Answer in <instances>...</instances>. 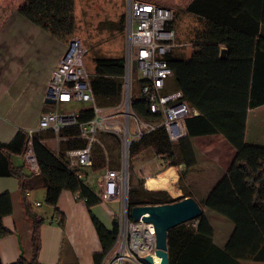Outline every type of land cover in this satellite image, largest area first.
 I'll return each mask as SVG.
<instances>
[{"label":"trees","instance_id":"obj_1","mask_svg":"<svg viewBox=\"0 0 264 264\" xmlns=\"http://www.w3.org/2000/svg\"><path fill=\"white\" fill-rule=\"evenodd\" d=\"M19 13L58 40L70 41L76 32V0H27ZM186 13L198 15L202 24L197 32V49L188 61L176 57L174 53L167 58L174 77L171 87L169 80L166 92H181L183 99L200 114L187 119L188 136L178 143H172L163 128L133 141L130 171L131 161L148 149L163 160L166 169L180 165L191 167L196 161L191 139L222 134L236 149L237 155L229 171L200 205L230 221L234 225L233 232L224 247L217 246L214 243V228L203 211L197 218L199 223L196 227L183 224L169 231L170 264L264 262V147L248 145L244 140L246 108L252 110L264 105V67L260 68L261 52H256L252 59L253 53L246 56L239 50L243 46L252 50L256 45L264 44V0H194ZM115 27L124 31L125 15ZM254 34H259L258 38ZM220 45L227 47L228 58L225 60L219 58ZM241 58L247 65L246 69L237 68ZM94 63L91 85L97 104L100 108L114 109L122 100L125 58L97 56ZM216 73L222 76L233 73L239 82L216 83ZM132 109L146 120L155 118L145 100L136 96ZM94 117L93 109L88 107L80 111L79 121H89ZM60 135L77 136V128L63 129ZM50 136H53L52 132L41 135L43 138ZM107 137L114 143L106 142L104 138ZM102 139L109 151L111 166L115 168L119 164L116 154L119 141L111 135H103ZM27 144L26 132H19L11 143H0V177L18 180L21 204L30 222V256H21L14 264H41L39 255L44 219L35 212L28 194L45 189V203L54 209L64 190L79 195V200L85 201L90 209L101 202L86 183L89 172L85 173V179H80L76 171L67 166L65 153L83 148L84 141L68 139L61 143L58 154L36 141L34 147L40 175L29 172L24 165L14 161L19 157L23 159ZM94 159L93 170L102 171L105 156L99 146L94 149ZM182 178L180 176V181ZM143 185L144 181H141L140 187ZM187 197L191 196L185 190L183 196L177 199H172L165 192L130 190L128 205L131 211L137 206L168 204ZM12 213L11 194L0 195V238L9 233L4 228L3 219ZM58 213L55 210L60 218L59 225L64 227L65 217ZM93 223L102 247V251L94 255V261L95 264H102L116 243L118 223L115 219L111 231L94 216ZM0 264H3L1 260Z\"/></svg>","mask_w":264,"mask_h":264},{"label":"crops","instance_id":"obj_2","mask_svg":"<svg viewBox=\"0 0 264 264\" xmlns=\"http://www.w3.org/2000/svg\"><path fill=\"white\" fill-rule=\"evenodd\" d=\"M145 1L165 6L174 12L187 9L194 0ZM26 2L27 0H0V143L5 144L11 143L19 132L37 128L44 112L50 110L51 104L46 102L47 89L69 44V41L54 38L22 16L19 10ZM192 15L199 26L195 27L191 37L187 34V39L182 40L185 37L183 36L178 41L181 46L173 51L176 57L187 61L197 49V32L202 25L199 16ZM253 36L258 38L259 34ZM223 50L225 56L222 58ZM239 50L246 56L253 53L252 59L261 52L259 63L263 69L264 44L256 45L252 50L246 46ZM219 58H228L226 45H220ZM246 67L243 61L237 64V68ZM214 76L216 83L237 81L233 73L224 76L216 73ZM245 117V143L264 147V105L252 110L246 108ZM45 133L47 132L43 134ZM191 141L196 152L195 163L191 167L180 165L174 168L183 176V187L178 189L181 191L180 195L184 194V188L192 198L202 204L231 168L237 151L222 134L196 136ZM14 161L18 165H24L21 157ZM181 181L179 176L178 182ZM4 193L12 196L13 213L3 219L4 228L9 233L0 238V260L3 264H14L21 256H30V222L21 204L18 180L0 177V195ZM28 198L35 212L44 219L39 255L41 264H95L94 255L100 253L102 247L93 216L111 231L118 215L112 208L117 203H100L90 209L85 201L76 200L73 192L64 190L55 209L47 206L48 210L41 212L44 205L42 201H46V190L32 191ZM37 203L40 205L37 206ZM201 207L204 211V207ZM55 210L65 217L64 227L59 225L60 218ZM224 219L219 220L217 226L210 220L214 228V243L221 248L227 243L234 229V225L229 228Z\"/></svg>","mask_w":264,"mask_h":264},{"label":"built area","instance_id":"obj_3","mask_svg":"<svg viewBox=\"0 0 264 264\" xmlns=\"http://www.w3.org/2000/svg\"><path fill=\"white\" fill-rule=\"evenodd\" d=\"M173 19L170 8L144 0H126L124 85L121 103L113 109L115 111L98 106L91 85L92 76L86 67L87 49L79 38L70 39L47 89L46 102L54 101L51 104L53 108L44 112L37 128L26 131L28 144L23 163L35 175L41 174L34 147L36 141L56 154L60 152L61 143L68 139L84 141L83 148L65 153L68 168L76 171L80 179H85V173L92 172L94 168L95 147L103 150L105 167L99 176L97 195L103 204L118 203L120 218L116 243L102 264H148L145 262L148 257L160 261L156 255L154 225L136 222L131 217L128 205L130 147L133 141L158 128L166 131L172 143H178L188 136L187 119L199 114L183 99L181 92H166L168 81L174 76L167 58L181 46L176 31L171 27ZM135 60L141 74L136 98L145 100L150 114L155 117L152 120L142 118L132 109ZM73 103L88 104L95 117L81 122L80 111H59L60 106ZM71 127L77 128V136L60 135L63 129ZM44 132H52L53 136L43 138ZM106 134L120 142L119 164L115 168L111 166L109 151L102 141L101 136ZM75 199L79 200V195L75 194Z\"/></svg>","mask_w":264,"mask_h":264},{"label":"rangeland","instance_id":"obj_4","mask_svg":"<svg viewBox=\"0 0 264 264\" xmlns=\"http://www.w3.org/2000/svg\"><path fill=\"white\" fill-rule=\"evenodd\" d=\"M145 1V0H144ZM125 7H126V0H76V23L77 28L75 34L72 38L77 37L79 38L84 47L87 49V56H86V67L88 72L91 76L94 74V58L95 57H125V45H126V35L125 29L124 31H119L115 24H118L121 17L125 15ZM175 12V14H174ZM174 19L171 23V27L176 30L177 41L181 40L183 36H185L182 40L187 39L186 35L189 34V37L193 35V30L195 27H198L195 17L192 14L186 13V9L174 11ZM194 17V18H193ZM120 25V24H119ZM193 37V36H192ZM71 38V39H72ZM180 43V42H178ZM141 78V74L138 70V61H134V85H133V94L134 97L136 96L139 88V79ZM169 82V81H168ZM172 86V81L170 80V87ZM89 105L86 103H73L70 105H62L59 107V111L62 112L63 110L66 112L71 111H80ZM53 106L51 105L52 109ZM109 111L113 109H108ZM115 111V110H113ZM107 135V134H106ZM102 137V136H101ZM112 137V136H111ZM104 140L108 143L112 142V139L104 138ZM120 144V142H119ZM121 146L118 145V153L116 150V154H118L117 161H119L120 149ZM113 160V159H112ZM115 160V159H114ZM116 161V160H115ZM116 161V162H117ZM20 164V159L18 161ZM131 179H130V190H142L149 191L145 188V182L150 177H157L160 174L166 172L169 168L166 169L164 166V162L161 158L155 155V153L148 149L141 153L137 158L131 161ZM116 167V166H115ZM146 172H144V171ZM103 171H92L86 177V183L92 187V189L98 193V181L99 176L102 174ZM178 172V171H177ZM181 172L178 173L179 176ZM144 181L143 187H140V182ZM183 187V183L177 182L175 184V189L178 191ZM184 188L182 189L184 193ZM149 192H165V194L172 199H177L182 197L180 196H172L168 191L158 190V191H149ZM129 196V195H128ZM43 208L40 211L48 210L47 204L42 201ZM120 205L113 204V210L118 212L116 216V220L120 218ZM39 209V208H38ZM206 216L208 217L211 222L217 226L219 224V220L224 219V217L215 214L214 212L208 210L207 208L204 209ZM227 221L229 228L233 226V224ZM199 221L194 220L190 221L187 226L196 227ZM234 227V226H233ZM226 231H229L226 229ZM226 231L223 230V233L226 234ZM244 264H264V262H246Z\"/></svg>","mask_w":264,"mask_h":264},{"label":"water","instance_id":"obj_5","mask_svg":"<svg viewBox=\"0 0 264 264\" xmlns=\"http://www.w3.org/2000/svg\"><path fill=\"white\" fill-rule=\"evenodd\" d=\"M225 56L222 51L221 57ZM47 103L53 104L54 101L48 100ZM203 214V208L192 197H187L179 201L161 204L144 205L131 209V217L134 221H144L154 225L156 235L157 257L156 262L152 257H148L145 262L148 264H170L168 236L169 231L177 226L197 220Z\"/></svg>","mask_w":264,"mask_h":264},{"label":"bare ground","instance_id":"obj_6","mask_svg":"<svg viewBox=\"0 0 264 264\" xmlns=\"http://www.w3.org/2000/svg\"><path fill=\"white\" fill-rule=\"evenodd\" d=\"M179 180L177 169L174 167L169 168L163 174L157 177H150L145 182V188L149 191L164 190L168 191L172 196H178L181 191H176L175 184Z\"/></svg>","mask_w":264,"mask_h":264}]
</instances>
